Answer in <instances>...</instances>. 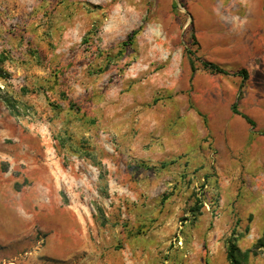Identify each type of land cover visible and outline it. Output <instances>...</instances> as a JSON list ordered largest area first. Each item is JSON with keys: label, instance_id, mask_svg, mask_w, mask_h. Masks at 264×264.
Listing matches in <instances>:
<instances>
[{"label": "rangeland", "instance_id": "374dc122", "mask_svg": "<svg viewBox=\"0 0 264 264\" xmlns=\"http://www.w3.org/2000/svg\"><path fill=\"white\" fill-rule=\"evenodd\" d=\"M0 75V264H264V0H0Z\"/></svg>", "mask_w": 264, "mask_h": 264}, {"label": "trees", "instance_id": "16d2710c", "mask_svg": "<svg viewBox=\"0 0 264 264\" xmlns=\"http://www.w3.org/2000/svg\"><path fill=\"white\" fill-rule=\"evenodd\" d=\"M137 34V31H133L131 34L128 35L127 40L124 42L123 45H127V43L129 44L132 41V38ZM191 65V70L192 72L195 71V68L193 66V63L190 62ZM203 68L208 70L211 73H218V74H223L226 75L227 71L223 68H221L220 66L214 64V63H210V62H203ZM2 78V76L0 75V79ZM0 100L2 101V103L4 104L5 108L8 110L9 114L11 116H16L17 113V106L14 102V100L8 96L7 94H2L1 92V88H0ZM231 111L232 113L236 114V115H240L242 118L245 119V121L252 127H255V123L253 122V120H251L249 117H247L244 114H241L238 109H237V103H234L231 106ZM264 242V237L259 239L257 242L256 247L262 246ZM226 257L227 260L229 261V264H238V261L236 259V247H235V243H234V238L230 237L228 239L227 242V252H226Z\"/></svg>", "mask_w": 264, "mask_h": 264}, {"label": "crops", "instance_id": "0c3cea01", "mask_svg": "<svg viewBox=\"0 0 264 264\" xmlns=\"http://www.w3.org/2000/svg\"><path fill=\"white\" fill-rule=\"evenodd\" d=\"M234 27H235V29H236V31H250V38L251 39H256L257 38V36H258V34H256L254 31L256 30L255 28H254V26H250L249 25V28L248 27H246L245 26V24H243V28H241L240 26H238V25H234ZM260 90V89H259ZM261 91V94H262V92H263V90H260ZM260 92L258 91V90H256L255 92H254V94L256 95V94H259ZM264 97V96H263ZM260 98H262V96H260L259 97V99H258V104H259V106H260V108H264V101L262 100V99H260ZM246 122V121H245ZM261 125V124H260ZM244 126V128L245 129H248V127H246L245 125H243ZM261 127V126H260ZM249 128H250V130H252V131H254V135H256V138L254 139V141L255 142H257V143H260V144H263L264 145V132H261V133H258L257 131L258 130H256L255 128L254 129H252L250 126H249Z\"/></svg>", "mask_w": 264, "mask_h": 264}]
</instances>
